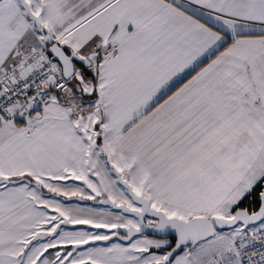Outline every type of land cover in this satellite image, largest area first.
Listing matches in <instances>:
<instances>
[{"label":"snow or ice","instance_id":"obj_1","mask_svg":"<svg viewBox=\"0 0 264 264\" xmlns=\"http://www.w3.org/2000/svg\"><path fill=\"white\" fill-rule=\"evenodd\" d=\"M0 264H264V0H0Z\"/></svg>","mask_w":264,"mask_h":264}]
</instances>
